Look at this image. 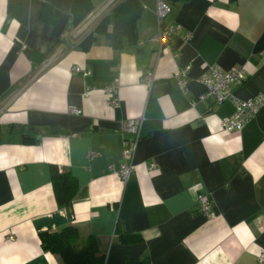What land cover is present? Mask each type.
I'll list each match as a JSON object with an SVG mask.
<instances>
[{
    "label": "crops",
    "instance_id": "1",
    "mask_svg": "<svg viewBox=\"0 0 264 264\" xmlns=\"http://www.w3.org/2000/svg\"><path fill=\"white\" fill-rule=\"evenodd\" d=\"M73 1L0 0V264H62L42 250L39 234L69 225L94 238L104 264H264V105L234 133L220 128L231 102L191 106L204 93V66H241L246 80L231 93L264 95V0L172 7L165 24L177 32L161 52L148 41L156 0L143 2L134 45L115 51L100 37L88 52L73 39L114 0H91L98 5L76 27ZM43 5L57 14L55 25L40 22ZM14 7L19 20L8 13ZM186 67L180 89L174 73ZM107 87L116 88L117 107ZM136 118L142 137L123 185L108 166L121 161L122 122ZM89 151L96 156L87 163ZM54 172L77 181L72 222L56 204ZM201 193L211 219L198 210ZM122 235L142 241L122 244Z\"/></svg>",
    "mask_w": 264,
    "mask_h": 264
},
{
    "label": "trees",
    "instance_id": "2",
    "mask_svg": "<svg viewBox=\"0 0 264 264\" xmlns=\"http://www.w3.org/2000/svg\"><path fill=\"white\" fill-rule=\"evenodd\" d=\"M162 1L172 8L187 0ZM143 2L144 0H114L96 21L73 39L74 47L82 52H88L100 37L104 38L115 51H120L125 43L134 45L137 41L136 24L144 10ZM13 9L18 10L17 14L13 13ZM13 9L10 8L8 13L19 20V8ZM93 10L94 4L91 0H74L70 11L73 26H79ZM39 20L47 25H55L58 17L50 6L43 5ZM5 132L11 134L12 130L8 128ZM32 132L31 128L26 130V134L23 135L25 142L31 140L28 133ZM52 189L58 208L66 210L69 222H72V203L78 190L76 179L69 173L54 172ZM119 239L122 244L142 241L140 236L122 235ZM39 240L42 250L59 257L62 264H104V256L98 253L94 238L80 237L77 229L72 225L57 232L40 233ZM126 264H149V262L127 260Z\"/></svg>",
    "mask_w": 264,
    "mask_h": 264
},
{
    "label": "built area",
    "instance_id": "3",
    "mask_svg": "<svg viewBox=\"0 0 264 264\" xmlns=\"http://www.w3.org/2000/svg\"><path fill=\"white\" fill-rule=\"evenodd\" d=\"M171 7L162 0L155 1V17H156V32L149 38V42L158 45L160 52L166 48L172 41L177 28L173 25L165 24V19L171 13ZM43 66L41 71L47 67ZM74 71H79L74 68ZM189 67L182 70H177L174 73V78L177 81L180 89H184L187 85V74ZM153 75L146 76L144 81L151 83ZM246 80V72L243 67L238 66L230 72H223L215 66H204L203 73L199 79V83L204 87V93L200 95L191 106L196 103L211 102L216 106H221L226 102H231L234 106V113L220 121V128L226 133L239 132L249 122L258 110L264 105V95L256 96L248 100L237 99L232 93L231 88L242 85ZM104 93L108 98V102L112 107L118 106L117 91L115 87H107ZM71 113L75 115L81 114L80 110L73 109ZM143 118L130 119L122 122L121 131L126 136L123 140V149L121 161L116 165L108 166V169H116L117 175L123 185H126L129 178L135 171L133 164L138 143L142 137ZM95 152L89 151L85 155L87 163L95 158ZM155 168L154 164L149 165V169ZM198 210L207 218H213L212 206L209 197L206 194H198L196 197ZM261 261V260H260Z\"/></svg>",
    "mask_w": 264,
    "mask_h": 264
},
{
    "label": "rangeland",
    "instance_id": "4",
    "mask_svg": "<svg viewBox=\"0 0 264 264\" xmlns=\"http://www.w3.org/2000/svg\"><path fill=\"white\" fill-rule=\"evenodd\" d=\"M94 5H98V4H95V3H94Z\"/></svg>",
    "mask_w": 264,
    "mask_h": 264
}]
</instances>
